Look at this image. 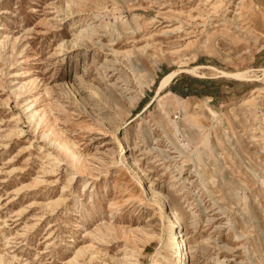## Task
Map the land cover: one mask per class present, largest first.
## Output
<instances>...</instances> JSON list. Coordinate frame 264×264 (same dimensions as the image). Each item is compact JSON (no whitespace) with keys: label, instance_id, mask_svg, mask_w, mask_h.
Segmentation results:
<instances>
[{"label":"rangeland","instance_id":"rangeland-1","mask_svg":"<svg viewBox=\"0 0 264 264\" xmlns=\"http://www.w3.org/2000/svg\"><path fill=\"white\" fill-rule=\"evenodd\" d=\"M0 264H264V0H0Z\"/></svg>","mask_w":264,"mask_h":264},{"label":"bare ground","instance_id":"bare-ground-1","mask_svg":"<svg viewBox=\"0 0 264 264\" xmlns=\"http://www.w3.org/2000/svg\"><path fill=\"white\" fill-rule=\"evenodd\" d=\"M220 73L222 75H228V76H236V77H242L245 76V74L243 73H228V72H224V71H220ZM165 86V83L163 82L159 88H158V92H160ZM165 216L167 217V219H169V223L172 224V227L170 228V233H169V240H171L176 247V251L177 254L182 257V255L184 254V243H183V239L181 238L182 235L179 234V231L177 230V228L180 225V221L177 217L174 216L173 211L167 210L165 212Z\"/></svg>","mask_w":264,"mask_h":264},{"label":"trees","instance_id":"trees-1","mask_svg":"<svg viewBox=\"0 0 264 264\" xmlns=\"http://www.w3.org/2000/svg\"><path fill=\"white\" fill-rule=\"evenodd\" d=\"M170 90L173 91V92H176V93H180V91L175 89L173 86L170 87Z\"/></svg>","mask_w":264,"mask_h":264}]
</instances>
